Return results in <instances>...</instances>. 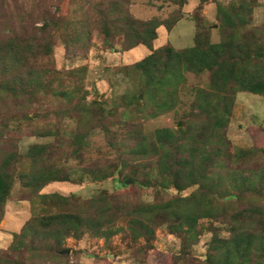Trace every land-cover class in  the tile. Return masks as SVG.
<instances>
[{
	"label": "trees",
	"instance_id": "obj_1",
	"mask_svg": "<svg viewBox=\"0 0 264 264\" xmlns=\"http://www.w3.org/2000/svg\"><path fill=\"white\" fill-rule=\"evenodd\" d=\"M134 1L0 0V222L16 182L19 199L40 198V212L0 248V264H77L65 251L67 238L109 239L123 229L127 245L144 262L163 225L182 239L174 264H191L197 259L190 248L202 234L203 218L227 223L231 236L220 237L215 229L199 264H264V148L235 147L226 136L237 93L264 95V25L253 23L259 0L217 4L219 41L212 40V23L202 3L197 5L194 42L181 48L170 42L156 47L155 40L161 26L170 31L182 19L188 0H148L178 6L167 18L149 19L133 15ZM95 36L106 49L144 45L150 50L133 67L142 89L160 99L148 111L151 117L176 107L185 74L209 72V84L195 88L181 127L147 132L101 100H86L85 68L58 69L55 47L63 44L67 58H74L89 50ZM132 99L142 106L138 95ZM52 110L58 119L76 121L71 137L56 132L57 144L35 143L21 153L11 124L33 125L34 114L47 116ZM110 124L124 129L114 131ZM97 128L116 155L83 166L89 135ZM71 158L93 180L115 179L116 188L87 198L42 192L52 182L73 181L66 166ZM128 178L132 185L125 183ZM133 185L154 187V201L122 193ZM120 217L127 218L126 227H111Z\"/></svg>",
	"mask_w": 264,
	"mask_h": 264
},
{
	"label": "rangeland",
	"instance_id": "obj_2",
	"mask_svg": "<svg viewBox=\"0 0 264 264\" xmlns=\"http://www.w3.org/2000/svg\"><path fill=\"white\" fill-rule=\"evenodd\" d=\"M230 1L188 0V3L183 7L182 19L172 30L169 31L164 26L158 29L155 46L166 42L180 48L191 46L195 34L193 11L201 3L203 12L212 23V40L219 41L220 34L216 18L217 4L229 3ZM177 7V5L170 3L162 5L159 1L150 3L148 0H135L131 4L130 10L133 15L142 19H149L154 16L167 18ZM64 11H67L66 4ZM253 15L254 24L264 25V0H259ZM149 52L150 50L144 45H139L130 50H123L120 45L106 49L101 40L95 36L89 50L74 58H67L64 45L57 43L55 62L58 69H71L81 66L85 68L86 100L91 101L94 98L101 100L107 108L115 110L119 115L118 117L127 114L129 118L140 122L147 132L160 127L177 129L182 126L183 117L192 109L195 88L197 86L206 87L209 84V72L185 74L176 107L151 117L148 115V111L152 110L160 102V99H153L142 89L143 80L139 71L133 67L134 62L139 61ZM136 95L142 101L141 107L132 102L133 96ZM34 116L38 119L33 125L25 121L11 124V133L19 139L18 147L21 153H26L29 147L35 143L57 144V136L54 133L58 132L66 137H71V132L76 127L74 119L65 115L58 119L53 110L49 111L47 116H38L37 114ZM229 120L226 136L233 146L264 148V95L245 91L238 92ZM43 127H52L54 131L50 134L41 133ZM110 127L114 131L124 129L122 124H110ZM89 138L91 140L90 147L86 151L85 160L82 162L83 166L98 158L112 159L115 157L116 151L110 146L104 131L97 128L90 133ZM259 161L261 160L259 159ZM261 164L263 168L264 162L261 161ZM66 166L71 172L73 181L52 182L44 187L42 192H59L63 195L74 194L87 198L103 189L113 192L116 188L117 181L113 178L93 180L89 174L83 173L82 166L76 158L67 161ZM132 183L129 184L132 185ZM19 185L18 182L15 183L12 195L5 205V216L0 222V248H7L13 239V233L19 231L30 216L40 212V198L37 197L32 202L19 199L17 194ZM192 189L190 188L184 193L187 194ZM131 192L137 193L145 201H154L157 193L154 187L141 188L135 185L122 193L130 194ZM262 199L264 203V196ZM126 221L127 218L120 217L111 227L125 228ZM198 226L202 234L190 248L191 256L197 259L193 260L191 264H199L198 258L206 257L215 229L218 230L220 237L231 236L229 225L219 220L203 218L199 221ZM124 235L125 230L123 229L117 231L109 239L90 234H85L81 239L70 237L66 239L65 247L66 250L69 249L67 253L71 260L77 264H174L173 259L180 254L182 248V239L171 233L166 225H163L156 229L155 239L149 245L150 251L147 260L141 262L134 254L133 249L127 245L128 240Z\"/></svg>",
	"mask_w": 264,
	"mask_h": 264
},
{
	"label": "water",
	"instance_id": "obj_3",
	"mask_svg": "<svg viewBox=\"0 0 264 264\" xmlns=\"http://www.w3.org/2000/svg\"><path fill=\"white\" fill-rule=\"evenodd\" d=\"M217 26V25H216ZM133 182V179L132 178H128L125 180V183L126 184H129V183H132ZM66 252H69V249L65 250Z\"/></svg>",
	"mask_w": 264,
	"mask_h": 264
}]
</instances>
